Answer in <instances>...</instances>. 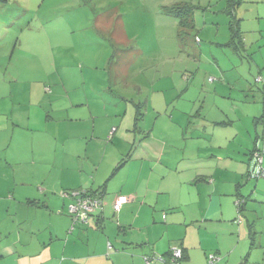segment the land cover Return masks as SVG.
Returning a JSON list of instances; mask_svg holds the SVG:
<instances>
[{"label":"rangeland","instance_id":"rangeland-1","mask_svg":"<svg viewBox=\"0 0 264 264\" xmlns=\"http://www.w3.org/2000/svg\"><path fill=\"white\" fill-rule=\"evenodd\" d=\"M118 25L114 48L104 31ZM263 85V0H0V179L13 174L8 151L22 159L44 150L39 168L58 183L61 168L94 175L129 153L135 159L141 142L150 160L162 153L167 171L191 169L194 146L234 133L209 124L222 121L219 109L239 122L241 135L258 136L264 151ZM234 101L257 109L234 112ZM11 141L17 151L7 149ZM216 161L201 168L216 169ZM262 182L241 179L249 215L240 239L250 234L249 249L253 222L264 213ZM260 225L256 264H264Z\"/></svg>","mask_w":264,"mask_h":264},{"label":"crops","instance_id":"crops-1","mask_svg":"<svg viewBox=\"0 0 264 264\" xmlns=\"http://www.w3.org/2000/svg\"><path fill=\"white\" fill-rule=\"evenodd\" d=\"M118 31H121L119 25L104 31L114 48L118 44ZM117 63L123 61L118 59ZM262 89L264 91V85ZM246 90L248 87H241L238 93L245 95ZM238 102L230 106L234 112L240 109L242 114L244 110L251 114L257 109L250 101ZM236 104L239 107H235ZM219 111L224 115L222 121L209 124L234 133L226 134L223 140L214 134L207 141L208 145L194 146L192 155L198 163L191 169L167 171L162 153L150 160L141 153L144 149L141 142L135 148L140 150L135 159L129 153L122 164L112 169L98 167L94 175L82 170L71 173L61 168L60 174H63L56 183L52 172L39 168L44 161L38 159L44 150H28L30 155L22 159L8 151L6 156L12 160L7 168L12 169L13 174L4 173L5 178L0 179V264H168L173 245L184 249L182 264H256L259 253L254 258L253 248L256 235L260 234L258 226L264 223V213L261 212L259 224L253 222L252 230L256 235L249 249V241L246 242L250 234L240 239L245 236V225L244 219L236 220L240 215L236 200L244 196L241 179L248 169L250 151L262 141L258 136L253 138L250 132L247 137L241 135L239 122L231 119L226 111ZM199 128L196 126V130ZM95 129L96 123L93 131ZM119 130L117 128L115 134ZM58 134H63V129ZM122 134L120 137L124 140L126 133ZM63 141L67 143V136ZM231 143H236L232 150ZM13 147L11 141L7 149ZM64 147L67 148L68 143ZM15 149L12 151H17ZM61 154V160L71 155L69 152ZM214 160H217L216 169L204 171L201 168ZM151 161L152 169L148 165ZM100 188L105 190V201L98 219L87 225L75 223L68 212L71 201L64 192ZM257 193L264 197V182ZM118 194L129 195L130 201L115 213L112 204ZM256 209L263 211L261 207L252 211ZM245 213L249 215L247 207L241 218ZM153 256L158 258L152 260ZM162 256L165 260L160 258ZM147 257L151 258L150 263Z\"/></svg>","mask_w":264,"mask_h":264},{"label":"built area","instance_id":"built-area-1","mask_svg":"<svg viewBox=\"0 0 264 264\" xmlns=\"http://www.w3.org/2000/svg\"><path fill=\"white\" fill-rule=\"evenodd\" d=\"M197 41L200 39L197 37ZM250 178L264 177L263 156L260 151L254 154V162L249 170ZM65 195L72 197L73 201L68 206V212L73 221L89 224L91 221L98 219L97 214L102 210L105 201V194L94 192L91 190H77L65 192ZM130 201L129 195L118 194L112 204L113 211L118 213L122 207ZM163 217H166L165 215ZM173 256L171 264H180L179 261L183 257V250L181 247L175 246L171 248ZM163 259V257H160ZM147 262H151V258L147 257Z\"/></svg>","mask_w":264,"mask_h":264},{"label":"trees","instance_id":"trees-1","mask_svg":"<svg viewBox=\"0 0 264 264\" xmlns=\"http://www.w3.org/2000/svg\"><path fill=\"white\" fill-rule=\"evenodd\" d=\"M234 13V12H233ZM236 21V20H235ZM237 22V21H236ZM233 28H234V25H233ZM236 34L238 35V34H240L239 33V28H238V26H236ZM240 35H238V37H239ZM198 37V36H197ZM199 38V37H198ZM200 39V38H199ZM196 40H197V38H196ZM198 42V41H197ZM201 42V39H200V41H199V43ZM240 42H242L241 40H240ZM237 47V46H236ZM239 48V47H238ZM257 151H260L261 152V154H262V156H263V151L261 150V148H259V145L258 144H256L255 146H254V148L250 151V154H249V162H248V169H247V172H246V176L248 177V178H250V176H249V170H250V168H251V166H252V164H253V162H254V154L257 152ZM126 161V160H125ZM261 178V177H260ZM256 179H258V178H256ZM100 192V193H103V194H105V190L103 189V188H100V189H98V190H95L94 192ZM246 203H247V199H246V197H244V196H239V198L236 200V205H237V209H238V213L240 214L239 215V217L236 219V220H240L241 219V214H243V211L245 210V207H246ZM165 216H166V214H164ZM163 215V216H164ZM164 219H166V217H163ZM174 246V245H173ZM172 246V247H173ZM176 246H178V247H181L180 245H176ZM182 248V247H181ZM182 250H183V257H182V259H180L179 261H181V262H179L180 264H182L183 263V261H184V258H185V254H184V249L182 248ZM172 256H173V250L171 249L170 251H169V260L167 261L168 262V264H171V258H172ZM154 258L152 259V260H154V259H156V258H158L157 256H153ZM163 257V256H162ZM163 260H165V258L163 257Z\"/></svg>","mask_w":264,"mask_h":264}]
</instances>
